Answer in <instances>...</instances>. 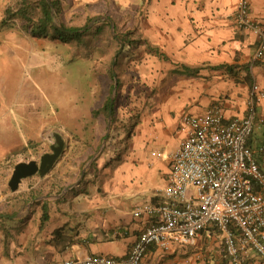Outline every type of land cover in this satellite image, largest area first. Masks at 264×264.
<instances>
[{
	"label": "crops",
	"instance_id": "crops-1",
	"mask_svg": "<svg viewBox=\"0 0 264 264\" xmlns=\"http://www.w3.org/2000/svg\"><path fill=\"white\" fill-rule=\"evenodd\" d=\"M76 2L98 5L101 0ZM110 2L117 32V51L110 65L112 92L115 83L117 88L113 132L98 158L105 154L103 163L97 160L92 170L87 167L84 172L86 167L52 172L67 156L65 151L45 176L25 179L11 193L7 186L11 173L0 162V264L126 258L153 222L152 217H135L134 212L164 202L160 191L170 175L171 151L182 139L183 117H201L219 106L227 123L244 118L249 103L255 101L248 146L256 152L261 143L264 57L255 59L256 37L237 26L239 0ZM247 2L249 18L264 28V0ZM6 8L7 1L0 0V21ZM20 33L16 27L0 28V54L20 40ZM119 37L126 40L125 46ZM106 69L104 60L96 109L109 89ZM255 158L264 173L261 155L256 152ZM31 178H36L35 184L27 185ZM259 192L264 195V189ZM246 258L250 264H260L252 251ZM143 264L230 263L223 236L209 227L198 233L193 244L169 252L151 246Z\"/></svg>",
	"mask_w": 264,
	"mask_h": 264
},
{
	"label": "rangeland",
	"instance_id": "rangeland-1",
	"mask_svg": "<svg viewBox=\"0 0 264 264\" xmlns=\"http://www.w3.org/2000/svg\"><path fill=\"white\" fill-rule=\"evenodd\" d=\"M6 1L8 7L16 0ZM59 1L62 13L54 21L58 27L80 29L87 18H92L91 22L62 36L59 30L45 38H33L21 31L20 40L9 43L0 54V162L10 173L18 162H38L44 153H49L54 135L64 141L67 156L51 171L77 172L78 167L82 171L97 154L108 130V116L105 123L92 111L99 104L96 96L103 61L107 71L117 50L113 35L117 37L116 29L113 25L114 33L111 32L106 20L116 11L110 0L84 6L76 0ZM110 20L113 24L114 20ZM103 22L109 24L108 31L99 26ZM21 23L15 21L12 28L19 29ZM105 77L113 85L107 72ZM112 126L110 123L103 149L87 170H92L105 150ZM104 155L97 164L103 163ZM35 179L26 180L27 185L35 184Z\"/></svg>",
	"mask_w": 264,
	"mask_h": 264
},
{
	"label": "built area",
	"instance_id": "built-area-1",
	"mask_svg": "<svg viewBox=\"0 0 264 264\" xmlns=\"http://www.w3.org/2000/svg\"><path fill=\"white\" fill-rule=\"evenodd\" d=\"M247 0H239L237 26L257 39L255 59L264 57V28L249 18ZM254 87V92H257ZM260 93V97H261ZM255 101L244 118L224 122L219 106L201 117H183L182 139L171 151V171L160 191L164 202L144 205L134 212L153 222L138 237L128 256L114 259L88 256L51 264H143L151 246L163 252L194 243L198 233L212 227L223 236L230 264H250L252 251L264 264V173L255 153L264 161V132L255 152L248 146L256 118Z\"/></svg>",
	"mask_w": 264,
	"mask_h": 264
},
{
	"label": "trees",
	"instance_id": "trees-1",
	"mask_svg": "<svg viewBox=\"0 0 264 264\" xmlns=\"http://www.w3.org/2000/svg\"><path fill=\"white\" fill-rule=\"evenodd\" d=\"M49 2L51 6L48 4L47 0H16L12 6H8L4 11V17L0 21V28H10L14 25L15 21H21L22 23L19 29L24 34L29 35L33 38H45L50 32H58L55 26L53 25L54 18L52 16L51 11L52 10L54 11V15L56 18L59 16V14L62 13L60 1L49 0ZM91 20L92 18H87L84 27L80 29L85 28L91 22ZM99 26H102V28L106 29L107 31L109 29V24L106 22L101 23ZM62 28L65 31L80 30L79 28H74V29L67 28L63 25ZM58 33L60 36L65 34V32L63 31L62 32L59 31ZM75 35L78 36L79 34H75ZM120 39L122 40L125 46L126 40L122 38ZM115 46H117L116 43ZM107 75L109 76V79L112 80L110 65L107 70ZM118 88H119V84H118ZM111 91H112V84L109 86V90L106 92V96L104 98L101 107L97 110L92 111V115L94 117H101L105 123L107 121V116L109 111V101H110L109 97ZM114 110H115V104H113L112 124L114 118ZM97 148L98 146L95 148L94 151H96ZM90 157L91 156L89 155V158ZM256 162L258 164L257 159Z\"/></svg>",
	"mask_w": 264,
	"mask_h": 264
},
{
	"label": "water",
	"instance_id": "water-1",
	"mask_svg": "<svg viewBox=\"0 0 264 264\" xmlns=\"http://www.w3.org/2000/svg\"><path fill=\"white\" fill-rule=\"evenodd\" d=\"M48 4L51 6L49 0ZM52 16L54 18L53 20V25L55 26V28L59 31H63L66 32L65 30H63V28L58 27L57 25H55L54 21H55V15H54V11H51ZM107 21H109V23L111 24V32L114 33V27L113 24L111 22L110 19H107ZM68 33V32H67ZM114 35V38L117 39V37ZM120 47H122V43H120ZM114 64V63H113ZM112 64V65H113ZM113 67V66H112ZM114 77V74H113ZM116 83L114 85V89L113 92L110 96V101H109V111H108V130L107 133L102 141V145L99 148L97 154L91 159V161L89 162V164L87 165V167H89V165L91 164L92 161L95 160V158L97 157V155H99V153L101 152V150L103 149L104 143L108 137L109 134V128H110V123H111V115H112V107H113V102H114V96H115V91H116ZM55 139H56V144L57 145H51L50 146V151L51 153H44L40 158L39 161H35V160H30L28 162H18L17 164L14 165L11 176L8 180L7 186L10 190L11 193H15L17 192L19 186L21 185L22 181L30 178L34 175H39L40 177L45 176L50 170L51 168L54 166V164L56 163V161L62 157L63 155V146H64V142L62 140V138L59 135H55ZM86 167V168H87ZM85 169H83L82 172H84Z\"/></svg>",
	"mask_w": 264,
	"mask_h": 264
},
{
	"label": "flooded vegetation",
	"instance_id": "flooded-vegetation-1",
	"mask_svg": "<svg viewBox=\"0 0 264 264\" xmlns=\"http://www.w3.org/2000/svg\"><path fill=\"white\" fill-rule=\"evenodd\" d=\"M63 142H64V141H63ZM53 144H54V145H57V144H56L55 135L53 136V143H52L51 145H53ZM51 145H50V146H51ZM64 145H65V143H64ZM50 146H49V153H51V151H50ZM63 153H64V146H63Z\"/></svg>",
	"mask_w": 264,
	"mask_h": 264
}]
</instances>
